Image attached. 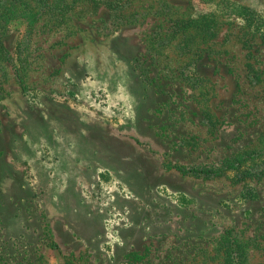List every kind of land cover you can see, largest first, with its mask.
Returning a JSON list of instances; mask_svg holds the SVG:
<instances>
[{
	"label": "rangeland",
	"instance_id": "374dc122",
	"mask_svg": "<svg viewBox=\"0 0 264 264\" xmlns=\"http://www.w3.org/2000/svg\"><path fill=\"white\" fill-rule=\"evenodd\" d=\"M229 1L68 0L31 31L9 17L0 264H264V0H232L252 18H223L198 54L150 45Z\"/></svg>",
	"mask_w": 264,
	"mask_h": 264
},
{
	"label": "trees",
	"instance_id": "16d2710c",
	"mask_svg": "<svg viewBox=\"0 0 264 264\" xmlns=\"http://www.w3.org/2000/svg\"><path fill=\"white\" fill-rule=\"evenodd\" d=\"M229 2L230 4L221 5L220 11L215 10L207 15H199L197 18H172V15L175 14H172V4L164 2V6L166 7V10H164L165 15L166 17L171 16L172 18L170 20L171 25L168 34L164 38H162L159 31H156L157 35L153 37V41L150 43L151 50L153 52L155 51L154 55L160 58L162 56L168 57L170 54L179 57L198 54L203 46L209 45L218 36L220 21L223 18L243 17L247 21H250L254 11L236 1L230 0ZM15 4L19 6L16 13L14 12L12 15L2 13V8L6 7L9 10ZM69 6L70 3L68 0H0V30L5 29L10 24L8 20L11 16L10 18L13 20L18 19L26 23L28 31H31L43 16H57V14L67 10ZM118 12L119 10L115 12L114 17L121 19L122 22L124 20L129 21L135 16V13L117 15ZM3 53H5V49H1L0 55H3ZM19 80V83L25 86L24 80ZM258 156H260V152L258 153L257 151L245 153L237 157L234 161H230L231 163L228 162L224 171H239L245 163L255 161ZM177 170L184 175L193 174L204 176H215L223 172L206 168L187 169L185 167H177ZM261 172H264V170Z\"/></svg>",
	"mask_w": 264,
	"mask_h": 264
}]
</instances>
